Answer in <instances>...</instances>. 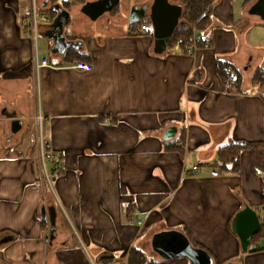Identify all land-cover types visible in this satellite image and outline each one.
Segmentation results:
<instances>
[{
	"label": "crops",
	"instance_id": "crops-1",
	"mask_svg": "<svg viewBox=\"0 0 264 264\" xmlns=\"http://www.w3.org/2000/svg\"><path fill=\"white\" fill-rule=\"evenodd\" d=\"M39 1L48 20L36 41L24 21L30 0H0V264H128L133 247L162 260L151 237L168 229L213 264H264V179L251 151H241L238 172L216 166L228 143L264 141V83L253 78L264 75V19L248 12L256 0H212L203 30L202 15H185L191 0H170L183 6L178 27L208 41L185 52L169 40L162 54L148 16L154 0H120L96 19L82 11L95 0ZM36 54L51 65L36 68ZM219 60L240 72L239 88L227 87ZM77 61L94 68L69 67ZM39 112L44 138L63 154L52 187L40 178ZM246 204L261 228L243 252L231 221ZM51 206L53 236L42 215Z\"/></svg>",
	"mask_w": 264,
	"mask_h": 264
},
{
	"label": "water",
	"instance_id": "water-1",
	"mask_svg": "<svg viewBox=\"0 0 264 264\" xmlns=\"http://www.w3.org/2000/svg\"><path fill=\"white\" fill-rule=\"evenodd\" d=\"M120 0H95L86 2L82 5V11L90 16L91 19H96L103 13L112 10ZM48 0H45L43 5H47ZM144 5L140 8L137 6L133 8L130 21L137 22L146 15V8ZM61 10L59 5L55 6ZM62 11V10H61ZM249 13L257 14L264 19V0H256L250 7ZM183 13V6L178 3L170 2V0H154L151 4L148 16L151 19L153 26L154 52L155 54H162L166 51L173 33L179 25L181 14ZM56 26V25H55ZM20 123V124H19ZM21 122L14 120L12 122V133L19 129ZM177 132L176 127H170L164 135V139H172ZM48 211V217L51 222V236L56 230V208L51 206L46 210L42 209V215L45 217ZM257 212L248 204L241 208L236 213L232 222V229L238 235L243 252H248L252 243V238L261 228V222ZM152 251L156 252L162 260L170 261L173 259L187 258L190 264H213L212 256L200 247L194 246L190 239L178 229L162 230L151 237Z\"/></svg>",
	"mask_w": 264,
	"mask_h": 264
},
{
	"label": "trees",
	"instance_id": "trees-1",
	"mask_svg": "<svg viewBox=\"0 0 264 264\" xmlns=\"http://www.w3.org/2000/svg\"><path fill=\"white\" fill-rule=\"evenodd\" d=\"M249 1V0H246ZM187 5V18L188 21H194L199 16L202 17L196 23V28L199 30H203L207 23V16L209 13V6L212 0H191ZM192 29L187 27H178L170 42H175L181 46V49L185 52H188V48L192 44L193 36H192ZM208 40L203 38L200 44L207 42ZM218 70L226 83L231 81L232 87L239 88L240 82L242 80V76L240 72L235 69L229 62L227 61H218ZM260 71V70H259ZM259 71L253 76L254 79L260 80ZM243 149H249L251 151V160L252 166L254 167L258 173H260L264 179V141H257V142H248V141H240L234 140L227 145L223 146L220 150L219 157L216 166L219 169H224L227 167V164L231 163L232 168L231 170L238 172L240 168V157L241 151ZM264 195V194H263ZM264 212V198L262 207ZM264 217V215H263ZM259 234L256 233L255 237ZM264 238V236H263ZM262 238V239H263ZM128 264H166L167 262L162 260H156L155 258L149 256L142 249L133 247L128 251ZM105 264H108L109 258L103 259ZM111 264V263H110ZM188 264V263H187Z\"/></svg>",
	"mask_w": 264,
	"mask_h": 264
},
{
	"label": "built area",
	"instance_id": "built-area-1",
	"mask_svg": "<svg viewBox=\"0 0 264 264\" xmlns=\"http://www.w3.org/2000/svg\"><path fill=\"white\" fill-rule=\"evenodd\" d=\"M41 6L39 0H30V6L29 8V15L24 19L25 24L28 25L30 30L33 32L34 35L33 38L37 39L41 35V22L48 20L46 13L41 11ZM148 25L146 23H143L141 26V31L144 33ZM202 36L196 35L195 38H193V42L191 46L188 48V52H194V50L197 48V45L202 42ZM36 65V68H41L44 66L51 65V61L48 57H40L36 54L35 59H33ZM71 68H75L78 71H91L93 70L94 66L92 63L86 62V61H77L71 65H69ZM227 87L231 88L232 83L231 81L227 82ZM35 122H36V128H37V135H36V143L38 147L39 152V161L41 166V179L43 184H48L50 187H52L53 182L62 175L63 173V154L60 151L54 150L50 145H48L46 139L44 138V115L39 112L35 116ZM193 172L200 171L198 165H194L192 168ZM209 174L212 176H217L220 174V172L216 169H210L208 170ZM139 223H141L139 221ZM262 247L264 249V238L262 239Z\"/></svg>",
	"mask_w": 264,
	"mask_h": 264
},
{
	"label": "rangeland",
	"instance_id": "rangeland-1",
	"mask_svg": "<svg viewBox=\"0 0 264 264\" xmlns=\"http://www.w3.org/2000/svg\"><path fill=\"white\" fill-rule=\"evenodd\" d=\"M123 2V1H122ZM261 74V73H260ZM264 74V72H263ZM260 76V79H261V82L264 83V75H259Z\"/></svg>",
	"mask_w": 264,
	"mask_h": 264
}]
</instances>
